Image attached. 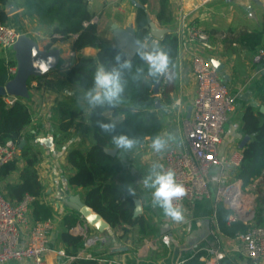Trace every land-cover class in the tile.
I'll list each match as a JSON object with an SVG mask.
<instances>
[{"label": "trees", "instance_id": "obj_1", "mask_svg": "<svg viewBox=\"0 0 264 264\" xmlns=\"http://www.w3.org/2000/svg\"><path fill=\"white\" fill-rule=\"evenodd\" d=\"M12 1L0 0L2 7L0 23H8L9 17L5 7L9 6ZM19 1L24 8V17L37 20L39 31L50 36L51 45L74 39L73 52L75 53L84 47H93L98 50L97 60L76 55L72 64L61 70L64 79L78 86L84 93L92 89L93 76L98 65L103 64L109 70L117 67L114 59L117 54L121 55V63L124 60L131 61V68L123 70V78L126 81L125 90L116 106L108 104L95 106L88 115L94 143L86 152L77 148L67 152L66 160L73 170L67 183L70 187L83 191V201L95 213L101 215L111 228L121 227L125 235L137 228L143 238L158 236L159 230L147 218L134 217L136 205L133 196L124 186L116 182L122 172L119 155L128 150L118 149L116 156L107 153L108 149H117L112 143L114 135L123 134L130 138H138L140 143L135 146L137 147L161 134L164 122L161 110L156 109L157 96L154 95V86L157 81L147 76V66L138 55L135 54L134 57L128 58L127 54L117 46L100 43L97 24L92 23L94 16L87 0ZM135 1L143 6H149L151 2V0ZM148 13V8L137 9V37L141 41L151 40L147 22ZM155 15L162 27L171 28L174 17L170 8V0H158V11ZM223 41L228 47L236 44L249 53L256 54L264 45V31L256 30L237 36L231 35ZM160 47L168 52L171 60L169 71H173L179 57V39L176 33L167 34L160 42ZM14 67H17L16 60L6 61L0 57V86H5L13 79L11 68ZM35 79L38 78L33 77L30 80L29 88ZM164 96L169 97L167 92H164ZM259 101L260 104L257 106L243 107L241 132L244 138L249 137V141L243 148L240 165L234 170L236 179L241 180L245 188L258 181L254 194L253 221L246 223L240 219L232 220L231 210L222 204L218 205L216 210L217 228L230 239L238 238L252 227H264V113L261 112V107L264 106V94L260 96ZM168 102L171 103V100ZM58 108L60 113L56 122H58V132L61 136L57 138L56 133L55 140L57 144L62 145L75 122L80 118L84 119L85 111L82 108L71 107L64 102H61ZM107 113H111V116ZM113 119L120 121L116 122ZM101 123L115 124V130L104 132L99 127ZM32 124L33 113L28 100L18 98L9 105L5 98L0 99V146L13 141L20 148L19 157L0 166V183L3 194L12 205L20 204L27 196L32 197L34 200L30 206L29 218L33 224H39L52 220L56 211L44 200L46 191L38 170L43 155L33 145L35 135L29 132ZM22 161L25 163L23 169L20 168ZM15 173L19 176L16 181H13L11 177ZM79 222V214L72 211L63 217L60 224L58 239L67 256L75 257L84 248L85 238L71 233ZM203 255L206 254H199L182 264H207L201 260ZM225 262L228 261L225 260ZM71 264H97V262L76 260Z\"/></svg>", "mask_w": 264, "mask_h": 264}, {"label": "crops", "instance_id": "obj_2", "mask_svg": "<svg viewBox=\"0 0 264 264\" xmlns=\"http://www.w3.org/2000/svg\"><path fill=\"white\" fill-rule=\"evenodd\" d=\"M87 1L94 16L93 19L97 18L98 37L101 44L117 46L112 30L114 24L123 29L132 24L137 31L138 8L133 4L135 0ZM170 1L175 4L184 2V0ZM228 1L232 0H226V2ZM194 4V0H189L187 3L188 7L193 5V9ZM145 7L149 10L148 6ZM11 8L16 9L12 14L9 13ZM0 9H2L1 6ZM5 11L9 17L7 24L21 35L33 38L42 50L59 48L63 51L58 67L32 81L29 98L25 99L28 100L33 113V124L29 128V132L35 135L33 145L43 155L38 170L46 191L44 200L52 205L56 211L54 218L50 220L53 225L50 234L53 251L48 253L46 260L48 264H60L61 258L57 251L64 250V248L58 239L59 228L63 217L72 211L65 209L62 205L58 208L57 204L61 202L62 194H79L82 197L83 192L81 189L70 187L67 183V179L73 170L67 163L66 155L69 150L75 148L86 152L94 143L93 131L88 121V115L93 106L89 105L86 93L64 79L61 70L68 68L76 55L92 57L97 60L98 50L93 47H84L75 53L73 52L74 39L51 45L50 36L39 31L37 20L24 17V8L19 0H13L9 6L5 7ZM148 14L161 27L156 19V13L149 10ZM215 44L216 49L210 53V56L225 65L219 77L227 85L231 95L235 97L238 110V116L234 120L230 118V122L226 125L225 137L219 151L220 158L228 160L233 153L243 151L241 147L244 140L241 132L242 110L244 106L260 104V96L264 94V71L259 72L262 65H258L256 54L244 50L247 52L246 55L237 57L228 52V48L235 50L236 48L231 47H236V44L231 47L226 44L222 45V43ZM50 45L51 47L48 48ZM0 57L6 61L16 60L13 49L6 51L0 49ZM171 74L175 82L174 88L166 85L167 77ZM196 86V78L190 58L179 54L177 66L173 71H169L165 77L159 96L163 104V108L160 110L164 122V128L160 135L165 138L168 134L177 137L175 141L169 140L168 147H175L181 151L188 150L184 120L188 117L189 109L192 108ZM163 91L167 92L169 97H165ZM169 100L171 103L168 102ZM178 101L181 102L180 105L177 104ZM61 102L67 103L71 107L82 108L85 114L84 119L80 118L75 122L66 141L59 145L56 143L55 134L57 133V138L61 136L58 132V122H56L60 113L58 106ZM107 115L111 116V113H107ZM113 120L116 121V119ZM119 121L118 119L116 122ZM47 139L52 141L51 145L45 143ZM180 140L183 141L182 146ZM150 144L151 140H147L145 144L119 155L122 172L117 177L116 182L124 186L128 193L133 196L134 202L138 200L141 203L142 213L140 216H144L155 225L159 230V235L143 238L137 228L126 235L121 227L117 229L110 227L100 231L89 225L79 215L80 222L71 231L73 235H81L85 238L84 248L79 254H88L95 258H107L116 264H182L186 260L203 253L206 255L201 256V260L207 263L213 251V253L224 254L225 258L222 260V264H253L243 252L239 240L225 237L217 228L216 191L221 184L224 185L237 180L234 169L228 168L224 171L218 168L212 169L210 173L211 196L186 203L184 206L185 220L181 224H177L165 217L161 209L152 206L153 190L143 186L142 181L149 175L152 165L154 163L163 164L164 151L159 154L155 153ZM24 167L25 163L22 161L20 168L23 169ZM18 176V173H15L11 179L16 181ZM257 184L258 181L246 187L250 195L254 196L253 190L256 189ZM148 240H157V245L152 246V242ZM117 249L124 250L115 251ZM1 264L28 263L9 261Z\"/></svg>", "mask_w": 264, "mask_h": 264}, {"label": "built area", "instance_id": "obj_3", "mask_svg": "<svg viewBox=\"0 0 264 264\" xmlns=\"http://www.w3.org/2000/svg\"><path fill=\"white\" fill-rule=\"evenodd\" d=\"M212 1L196 0L193 10L197 11ZM259 1L264 3V0ZM190 14L191 12L181 8L178 27L174 31L179 39V54L190 58L197 83L191 117L184 120L188 150L181 151L169 146L163 153L165 170L173 169L177 181L187 190L186 196L181 201L175 202L183 208L186 203L211 196L212 169L235 170L242 161L241 151L233 153L228 160L219 156L226 125L234 111L235 97L216 73L211 63L212 57L204 54L205 51L212 52L216 49L211 41V34L194 25L189 19ZM92 23L96 21L93 20ZM20 37L21 34L8 24L0 23V49L4 51L13 49ZM256 61L262 65L259 72H263L264 46L259 50ZM16 72L17 67L11 68L13 76ZM5 100L11 105L17 98L7 96ZM177 104L180 105L181 102L178 101ZM19 155L18 145L8 141L0 146V166L12 162ZM254 197L255 195H250L249 190L243 186L241 180H234L217 188L215 202L216 206L222 204L231 210L232 220L240 219L251 223L254 218ZM33 200L32 197L27 196L20 204L12 205L5 199L0 183V264L9 261L48 264L46 257L53 251L50 237L53 225L51 221L39 224L31 222L29 211ZM237 239L242 244L243 252L253 264H264V227H252ZM57 253L61 258L60 264H71L83 259L95 261L97 264H116L110 259L95 258L88 254L74 257L67 256L64 250H59ZM224 258V254L212 251L207 263L222 264Z\"/></svg>", "mask_w": 264, "mask_h": 264}, {"label": "clouds", "instance_id": "obj_4", "mask_svg": "<svg viewBox=\"0 0 264 264\" xmlns=\"http://www.w3.org/2000/svg\"><path fill=\"white\" fill-rule=\"evenodd\" d=\"M136 55L140 57L147 66V76L158 81L160 77L166 76L170 69V56L163 50L156 41L152 42L151 48H146L140 44L136 50ZM117 67L110 70L103 64L97 66L93 80L94 85L86 93L89 105L103 106L105 104L116 106L125 90L126 81L123 78V70L131 68V61L124 60L121 63V55L115 56ZM142 71V70H141ZM99 127L104 132H113L115 124L101 123ZM176 136L168 134L167 138L156 135L151 140L150 147L155 153H162L168 147L169 140L175 141ZM112 143L117 149L132 150L140 143L138 138H130L127 135H114ZM183 141L180 140L182 146ZM145 188L152 189V206L162 210L165 217L176 223L185 220V210L182 205L175 202L181 201L187 194L185 186L177 181L176 172L173 169L165 170L163 164L154 163L150 173L142 181Z\"/></svg>", "mask_w": 264, "mask_h": 264}, {"label": "water", "instance_id": "obj_5", "mask_svg": "<svg viewBox=\"0 0 264 264\" xmlns=\"http://www.w3.org/2000/svg\"><path fill=\"white\" fill-rule=\"evenodd\" d=\"M136 8L145 9L146 7L137 1H133ZM15 8H11L9 13L15 12ZM251 11V9H250ZM253 15V13H252ZM147 22L149 28L150 41H141L137 37V31L131 24L128 28H119L117 24L112 26L113 34L117 43V47L124 51L128 58H132L136 54V50L140 44L146 48H151L152 42L156 41L159 46L160 42L165 38L167 34H170L172 30L168 28L160 27L148 14ZM13 50L15 51V58L17 62V72L12 80H10L5 86H0V99L7 96L28 99L30 95L29 82L35 77H42L51 71L55 70L60 62L62 50L59 48H51L49 50H42L38 43L31 37L21 35L18 42L15 44ZM211 63L214 66L216 73L221 74L225 68V65L217 59H211ZM166 76H162L156 82L154 86V95L157 96L155 106L156 109H162L163 104L159 98L161 93V86ZM261 112L264 113V106L261 107ZM192 108L189 109L188 119L191 117ZM249 141V137L246 136L242 142L241 147L244 148ZM24 143V142H23ZM47 145H51V140H45ZM22 147V145L20 146ZM118 149H108L107 153L111 156H116ZM63 206L65 209L77 212L81 215L89 225L95 227L100 231H104L111 226L106 222L103 217L95 213L82 199L79 194L75 195H61V202L57 204V207ZM135 212L134 217H139L142 213V206L138 200H135ZM124 249H117L115 251H121Z\"/></svg>", "mask_w": 264, "mask_h": 264}, {"label": "rangeland", "instance_id": "obj_6", "mask_svg": "<svg viewBox=\"0 0 264 264\" xmlns=\"http://www.w3.org/2000/svg\"><path fill=\"white\" fill-rule=\"evenodd\" d=\"M188 1L189 0H184L181 4H175L170 1V8L174 17L173 25L171 28L161 27L168 28L174 32L176 26H178L179 12L181 8H183L186 12H191L189 19L194 25H198L202 30L211 33V41L214 46L216 45L215 43H222V45H224L225 43L223 40L231 35L237 36L244 32H253L256 30L264 31V3L259 0H232L228 2H226V0H213L197 11L193 10V5L192 7H188ZM194 1L196 3V0ZM157 6L158 0H152L148 7L151 12L156 13V11H158ZM93 20H95L97 24V18H94ZM263 46L260 49H262ZM231 48L236 49L229 50L230 48H228V52L230 54H235L237 57H243L246 55L245 53H247L239 45H236V47L232 46ZM258 52L255 55L256 57L258 56ZM210 53L211 51L204 52V54H209V56ZM258 65H261V63ZM167 81L166 85L174 88L175 82L172 74L167 77ZM237 111V103L235 102L234 111L230 115L231 119L234 120L235 117L238 116ZM117 120L118 119H116V121ZM255 190L256 189L253 190L254 194ZM253 211H255V202L253 204ZM148 241L152 242V246L154 247L157 245V240Z\"/></svg>", "mask_w": 264, "mask_h": 264}]
</instances>
